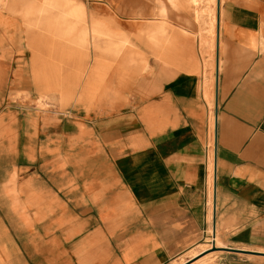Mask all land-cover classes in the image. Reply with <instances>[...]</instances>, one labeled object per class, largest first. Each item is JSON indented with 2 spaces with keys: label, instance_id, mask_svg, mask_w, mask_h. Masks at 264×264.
I'll return each mask as SVG.
<instances>
[{
  "label": "crops",
  "instance_id": "1",
  "mask_svg": "<svg viewBox=\"0 0 264 264\" xmlns=\"http://www.w3.org/2000/svg\"><path fill=\"white\" fill-rule=\"evenodd\" d=\"M193 1L0 0V264H264V0Z\"/></svg>",
  "mask_w": 264,
  "mask_h": 264
},
{
  "label": "rangeland",
  "instance_id": "2",
  "mask_svg": "<svg viewBox=\"0 0 264 264\" xmlns=\"http://www.w3.org/2000/svg\"><path fill=\"white\" fill-rule=\"evenodd\" d=\"M78 1L85 4V6L87 7V13L89 15H92V16H94L96 18H100V19H107V15H105V13L103 11L98 10L97 8L94 9L95 7L99 6L98 0H78ZM209 4H212L213 6H215V0H214V2H213V0L209 1L207 5H209ZM147 26L148 25L146 23L143 25L140 22L128 24L127 22L122 21L119 18L115 19V24H114V28L116 30L125 33L131 39L132 46H134V48L136 49L135 51L137 53H139L140 55L142 54V56H144L145 63L147 65L148 69L146 71L140 72L141 74H145L147 71H149V61L147 60L148 58L152 59V61L150 63H154V61H155L154 49L148 48L146 42L143 39H141V40L138 39L140 31ZM163 47H166L165 41H164ZM51 52H52V54H51L52 64L59 71L60 62H59V57L57 55L58 53L57 54L55 53V48L53 51L51 50ZM93 62L94 61H92L91 49H87L86 51L79 52V53H67V61H66L67 66H66V68H67L69 74L74 73L78 69L79 70L78 72L83 75L84 80L86 82L87 74H88L87 72L91 68V66H93L92 65ZM77 65H78V67L76 68ZM66 99L69 101L74 100L75 94L70 95L69 98H66ZM87 99H91V97L89 96V97H87ZM86 111H88V110H86Z\"/></svg>",
  "mask_w": 264,
  "mask_h": 264
},
{
  "label": "bare ground",
  "instance_id": "3",
  "mask_svg": "<svg viewBox=\"0 0 264 264\" xmlns=\"http://www.w3.org/2000/svg\"><path fill=\"white\" fill-rule=\"evenodd\" d=\"M175 1V0H174ZM195 1V0H194ZM193 1V2H194ZM177 2V1H176ZM176 2H175V4H176ZM192 2V1H191ZM177 3H179V2H177ZM180 4V3H179ZM183 4V3H182ZM178 7H180V5L178 6ZM182 7V6H181ZM180 7V8H181ZM190 7V6H189ZM205 11V10H204ZM206 12V14H208L207 13V10L205 11ZM68 14H69V19H68V25H67V36L69 37V38H71V37H76V36H80V33H79V30L78 31H76V29H75V25L73 24V22L71 21V20H74L75 18H79L81 15H82V13H81V10H80V8L78 7V9L77 10H75V8H73V9H70L69 11H68ZM209 14H211V13H209ZM212 14H213V12H212ZM203 15V14H202ZM209 16V15H208ZM206 17V16H205ZM204 17V18H205ZM213 17V16H212ZM209 18V17H208ZM211 20H213V18L211 19ZM210 20V21H211ZM209 21V22H210ZM211 24H212V22H210ZM214 23V22H213ZM211 27H212V25H211ZM211 30V29H210ZM210 32V31H209ZM214 32V31H213ZM201 33V32H200ZM82 36L81 37H83L84 39H86L87 37H89L91 34L89 33V32H86V30L84 29V31H83V33L81 34ZM209 35H211L210 33H209ZM214 36V35H213ZM206 41V40H205ZM221 51V50H220ZM89 75H91V74H89ZM90 78V77H89ZM88 82V81H87ZM209 84V83H208ZM88 85H89V83H88ZM212 88V87H211ZM210 88V89H211ZM211 175V174H210Z\"/></svg>",
  "mask_w": 264,
  "mask_h": 264
}]
</instances>
